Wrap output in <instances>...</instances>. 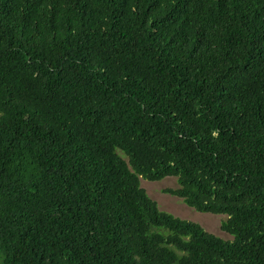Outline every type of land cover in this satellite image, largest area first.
Masks as SVG:
<instances>
[{
  "label": "trees",
  "instance_id": "1",
  "mask_svg": "<svg viewBox=\"0 0 264 264\" xmlns=\"http://www.w3.org/2000/svg\"><path fill=\"white\" fill-rule=\"evenodd\" d=\"M0 257L264 264V0H0Z\"/></svg>",
  "mask_w": 264,
  "mask_h": 264
},
{
  "label": "rangeland",
  "instance_id": "2",
  "mask_svg": "<svg viewBox=\"0 0 264 264\" xmlns=\"http://www.w3.org/2000/svg\"><path fill=\"white\" fill-rule=\"evenodd\" d=\"M119 154L123 155L121 152ZM122 157L125 158L124 155ZM139 182L148 196L158 204V208L161 211L170 213L180 219L198 223L206 232L224 240L232 239L230 235L221 230V224L226 220V215L197 212L185 205L181 199L164 192L166 189L177 188V182L174 177H166L154 182L139 177ZM1 260L2 258L0 257V262Z\"/></svg>",
  "mask_w": 264,
  "mask_h": 264
}]
</instances>
